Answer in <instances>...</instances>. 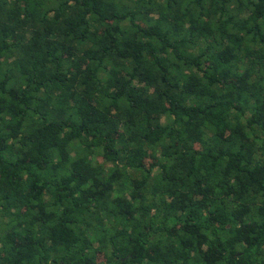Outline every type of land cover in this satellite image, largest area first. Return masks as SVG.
I'll use <instances>...</instances> for the list:
<instances>
[{"label":"trees","instance_id":"16d2710c","mask_svg":"<svg viewBox=\"0 0 264 264\" xmlns=\"http://www.w3.org/2000/svg\"><path fill=\"white\" fill-rule=\"evenodd\" d=\"M0 264H264V0H0Z\"/></svg>","mask_w":264,"mask_h":264}]
</instances>
